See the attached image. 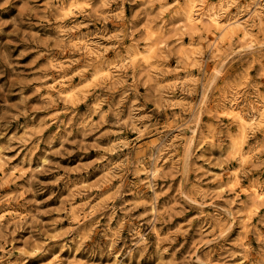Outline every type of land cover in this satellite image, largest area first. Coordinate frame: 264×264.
Segmentation results:
<instances>
[{
	"label": "rangeland",
	"instance_id": "374dc122",
	"mask_svg": "<svg viewBox=\"0 0 264 264\" xmlns=\"http://www.w3.org/2000/svg\"><path fill=\"white\" fill-rule=\"evenodd\" d=\"M0 264H264V0H0Z\"/></svg>",
	"mask_w": 264,
	"mask_h": 264
},
{
	"label": "bare ground",
	"instance_id": "6f19581e",
	"mask_svg": "<svg viewBox=\"0 0 264 264\" xmlns=\"http://www.w3.org/2000/svg\"><path fill=\"white\" fill-rule=\"evenodd\" d=\"M195 7L194 6H192V5H190V7H189V11H188V13H187V18L190 20V17H191V15H192V13L195 11V9H194ZM197 11V10H196ZM195 13V12H194ZM211 13V12H210ZM209 14V13H208ZM201 16V15H200ZM186 17V16H185ZM207 17V16H206ZM192 18V17H191ZM210 19H211V23H213V25L214 26H218V27H220L221 29H222V31H224V30H226V26H227V24H226V26H220L221 24H220V22H219V20L216 18V17H213V16H211L210 15V17H209ZM187 20V19H186ZM197 20V19H196ZM232 21V20H231ZM237 22V21H236ZM190 23V22H189ZM233 23V22H232ZM229 25V24H228ZM218 29V28H217ZM229 29V28H228ZM232 30V29H231ZM241 117V116H240ZM244 119V118H243ZM243 119H241V122H242V124L244 123V120ZM260 194V193H259ZM258 194V192H256L255 193V195H259ZM254 195V196H255ZM257 198V197H256Z\"/></svg>",
	"mask_w": 264,
	"mask_h": 264
}]
</instances>
